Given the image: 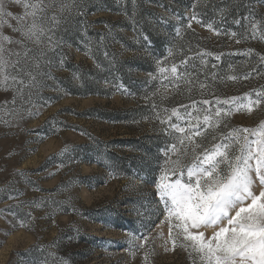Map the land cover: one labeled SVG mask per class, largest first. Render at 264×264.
Listing matches in <instances>:
<instances>
[{
	"label": "rangeland",
	"instance_id": "rangeland-1",
	"mask_svg": "<svg viewBox=\"0 0 264 264\" xmlns=\"http://www.w3.org/2000/svg\"><path fill=\"white\" fill-rule=\"evenodd\" d=\"M64 2L50 77L30 100L0 87V264H202L162 202L140 205L158 199L166 147L167 167L186 169L264 130V3Z\"/></svg>",
	"mask_w": 264,
	"mask_h": 264
},
{
	"label": "snow or ice",
	"instance_id": "snow-or-ice-1",
	"mask_svg": "<svg viewBox=\"0 0 264 264\" xmlns=\"http://www.w3.org/2000/svg\"><path fill=\"white\" fill-rule=\"evenodd\" d=\"M71 7L80 10L78 3ZM68 10L64 0H0V87L11 90L13 102L17 96L30 100V94L42 86V80L50 77L45 68L52 63L50 53L59 47L54 38L55 25L58 17L63 19L60 13ZM195 19L197 14L193 12L188 27ZM234 23L240 24L241 20ZM160 71L165 69L161 67ZM171 73H177L175 65ZM185 112L191 127L192 114L187 108ZM220 112L215 114L219 116ZM204 119L207 121L208 117ZM170 127L187 135L178 124ZM195 127L193 134L199 135L198 122ZM238 131L245 135L229 134L224 143L216 145L211 153L205 151L186 169L167 167L176 145L166 147L165 165L158 169V179L152 181L158 199L149 201L147 207L140 205L149 215L155 214L151 212L152 204L162 202L168 217L179 221L175 227L188 242L184 246L200 256L202 264H264V130ZM249 136L256 138L250 140ZM233 142L238 145V154L230 151ZM169 173L177 178L169 182ZM252 173L259 181L258 192L253 188ZM201 227H213V235L205 237L203 232L191 231Z\"/></svg>",
	"mask_w": 264,
	"mask_h": 264
},
{
	"label": "trees",
	"instance_id": "trees-1",
	"mask_svg": "<svg viewBox=\"0 0 264 264\" xmlns=\"http://www.w3.org/2000/svg\"><path fill=\"white\" fill-rule=\"evenodd\" d=\"M151 38H152V37H151ZM151 38L149 37V40H150V41L152 40V41L154 42L153 38H152V39H151ZM152 41H151V42H152ZM85 86H87V85L85 84ZM116 160L118 161V164L116 165V166H118V169H121V170H122V169L126 168V167L123 165V163L120 162V159H119V158H116ZM124 170H126V169H124Z\"/></svg>",
	"mask_w": 264,
	"mask_h": 264
}]
</instances>
